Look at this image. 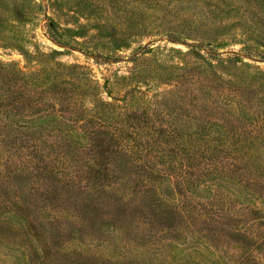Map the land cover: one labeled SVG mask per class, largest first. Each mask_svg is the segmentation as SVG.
I'll use <instances>...</instances> for the list:
<instances>
[{
    "label": "trees",
    "instance_id": "1",
    "mask_svg": "<svg viewBox=\"0 0 264 264\" xmlns=\"http://www.w3.org/2000/svg\"><path fill=\"white\" fill-rule=\"evenodd\" d=\"M138 2L162 13L138 6V22H166L169 38L195 42L175 70L163 69L178 73L187 90L178 99L169 90L156 105L169 106L172 98L186 114L168 122L169 107L161 121L146 112L142 78L153 76L154 91L162 77L147 52L133 53L128 76L107 86L114 101L97 93L100 83L87 67L44 59L29 71L4 64L0 178L9 191L45 195L33 212L56 222L60 237L72 242L66 250L79 255L76 264H172L175 257L187 264H264V117L248 103L264 95V74L236 66L244 52L264 61V0ZM123 20L117 24L129 23ZM154 30L121 28L108 34L110 47L162 36ZM50 36L66 43L58 32ZM227 41L245 48L222 54ZM91 42L93 53L105 46L101 38ZM244 87L250 91L241 94ZM226 239L238 244L223 254L215 243Z\"/></svg>",
    "mask_w": 264,
    "mask_h": 264
},
{
    "label": "rangeland",
    "instance_id": "2",
    "mask_svg": "<svg viewBox=\"0 0 264 264\" xmlns=\"http://www.w3.org/2000/svg\"><path fill=\"white\" fill-rule=\"evenodd\" d=\"M138 6L144 7L149 15L155 12L162 15L161 11L149 8L148 4L139 3L138 0H0V67L16 62L22 70L29 71L38 67V61L35 62L38 59L67 66H84L89 71L88 76L100 83L99 87L95 85L97 93L106 101H114L107 86H111V83L120 79V76H128V70L132 66L128 60L133 53L147 52L146 56L151 59V63L159 66L156 73L164 78L161 77L156 83L154 91H149V85L152 86L155 81L153 76L147 73L145 76L147 78L143 77L144 80L142 78V81H148L147 86L140 84L146 92L145 99L148 103L146 112L154 113L155 120L161 121L164 111L168 112L167 107H169L170 111L164 119L172 122L176 114H179L177 116L185 115V111L174 104L172 98H169L171 103L169 106L156 105L158 101L164 102L165 97L171 95L169 90L175 94L174 99H178V96L187 90L188 83L180 76H176L178 73L172 74L174 76H166L163 69L168 72L175 70V65L183 61L181 53L192 51L188 45H194L195 42L169 38L165 35L170 31L166 22L159 21L155 25H151L150 20L138 22ZM171 14L172 12L169 13ZM124 17L129 19V23L124 26L118 25L117 23H120ZM143 24L157 27L154 33L162 36L135 39L129 48L119 51H116L114 46L110 47L109 33L120 31L121 28L135 32ZM51 32H58L59 37L67 44H61L60 40L53 39L50 36ZM91 37L101 38L104 42L105 46L98 45L99 53H93L87 48L95 43H88ZM225 44L229 45L218 48L222 54L229 51L240 52L245 48L244 45H233L228 41ZM98 54L100 55L96 58L95 55ZM241 56L244 62L242 64L239 60L236 66L244 69V72L248 74H264L263 60L248 56L245 52ZM238 88L241 87L238 86ZM188 91H190L189 88ZM242 91L247 92L250 89L244 87L241 94ZM253 92L257 93L258 90ZM263 98L264 95L259 93L248 102L251 104L255 117L260 119L264 117ZM153 100L154 103L150 106L149 103ZM174 121L178 123L180 119H174ZM7 182L6 178L5 180L0 178V264L79 263L77 260L79 255L76 256V252L66 250L65 246L72 242L67 243L60 237L63 232H57L56 222L49 224L46 213L35 212L36 215L34 214L33 209L36 208L34 204L36 202L42 204L41 200L45 195L37 193L38 198H36L28 191H9ZM24 217L28 218L24 219ZM27 233L32 235V240ZM215 244L224 254L230 251L229 247H236L238 241L226 239L224 242L221 240ZM196 245L201 247L200 243ZM213 250L215 248H212ZM143 262L140 260L139 264ZM126 263L138 264V261L129 259ZM172 264H187V261H181L175 257Z\"/></svg>",
    "mask_w": 264,
    "mask_h": 264
}]
</instances>
